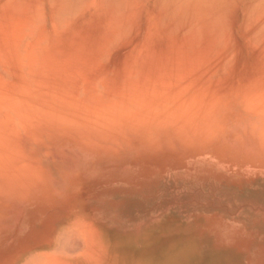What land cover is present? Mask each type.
I'll list each match as a JSON object with an SVG mask.
<instances>
[{
  "label": "bare ground",
  "instance_id": "bare-ground-1",
  "mask_svg": "<svg viewBox=\"0 0 264 264\" xmlns=\"http://www.w3.org/2000/svg\"><path fill=\"white\" fill-rule=\"evenodd\" d=\"M50 1L53 2L49 0L50 4ZM77 1L71 0L70 6L73 3L75 6ZM81 1L76 4L78 11L74 6L65 9L68 15L77 12L72 23L80 14L95 8L102 10V14L112 12L118 16L115 23L100 22L104 29L110 26L117 31L115 42L112 41L115 44L112 50L117 53L99 50L107 42L96 44L93 43L95 40H89L91 43L83 42L81 47H73L72 43L64 45L62 37L47 35L43 38L44 43L43 40L39 42L41 46L37 43L42 48L37 46L40 48L37 51L34 46L36 53L41 49L42 53L34 52L30 58L33 61L42 59L43 66L46 64L43 69L37 68L35 62L31 64L25 60L27 57L22 53L25 58L20 55L28 65H35L30 66L28 77H22L23 81L19 82L23 88L21 95L13 93L15 99L9 97L7 102L2 94L11 92L15 85H0L2 108L16 115L13 117L18 129L32 135L36 143L43 146L42 154L33 155L27 148L19 147L13 150L11 159H7V155L3 157L0 164V209L18 193L28 197L40 195L52 201L72 197V206L56 219L53 229L45 230L35 243L19 251L10 264H144L136 240L128 237L129 241L125 243L110 244L108 230L93 216L86 182L81 178L71 179L68 174L62 175L58 164H79L80 153L77 156L63 154V150L50 145L49 139L60 136L69 139L75 149L96 153L97 158L113 152L116 156L130 157L138 164L145 148L155 149L166 138H175L185 146L199 149L201 155L215 158L214 153L221 150L222 155L225 153L227 135L235 122L241 116H253L263 122L259 134L264 149V0H156L158 8L154 9L158 18L164 21L161 23L174 22L177 18L179 22L182 18L181 25L189 19L186 21L188 25L180 26L179 45L176 46V39L172 41L162 35L160 39L165 43V50L158 53L155 47H149L146 53L141 51L138 54L140 61L126 62L121 69H112L116 68L113 67L114 61L112 68L109 64L120 53L122 55L123 50L118 49L124 45H117V42L122 36L123 40L129 38L131 27L135 28L128 15L137 14L140 0H124L120 5V0H113L116 4L105 3L104 7L93 3L94 0ZM20 5L19 12L24 6ZM44 13L42 18L46 17ZM40 20L39 24L43 22ZM31 23L26 25L32 26ZM26 25L23 29L28 28ZM61 26L69 32L71 25ZM126 27L130 29V32L127 29L129 35L125 33ZM168 27L163 25V28ZM33 30L37 32V28ZM172 30L168 32L174 36L178 31ZM131 43L132 39L127 44ZM14 57V60L18 58L17 55ZM19 62H13V65L17 68ZM219 69L225 72L214 76ZM23 71L26 72L25 67ZM19 73L23 76L21 71ZM240 79L246 92L235 89ZM221 83L228 85L218 90ZM223 90L230 95L223 97ZM237 92L246 95V102H234L232 93L236 95ZM242 104L247 108H237ZM23 112H27L24 117ZM0 138V148L6 151L7 140H13V136L0 133ZM224 156L223 159L228 161ZM39 164L54 165L45 168ZM65 190L67 194L64 196Z\"/></svg>",
  "mask_w": 264,
  "mask_h": 264
},
{
  "label": "rangeland",
  "instance_id": "rangeland-1",
  "mask_svg": "<svg viewBox=\"0 0 264 264\" xmlns=\"http://www.w3.org/2000/svg\"><path fill=\"white\" fill-rule=\"evenodd\" d=\"M19 1L22 0H0V36H2L0 37V42L2 41L0 85H15L11 92L2 94V98L7 102L10 98L15 99V94L21 95L23 88L19 82L23 81L22 77H28L26 74L31 67L36 65L37 68L43 69L46 65L45 62L44 66L40 62L42 59L33 61L31 57L36 47L41 46L39 42L47 35L52 38L62 37L65 39L64 45L72 43L73 47H81L84 45L83 42L91 43L89 40H95L93 43L96 44L107 42L99 50L102 53L109 50L117 53L116 50H112L115 47L114 39L117 31L114 32L115 29L110 26L104 29V24L100 23L101 21L115 23L118 19L116 14L112 12L109 15L102 14V10L95 8L80 14L72 23L73 17L78 15L76 4L78 1L81 4V0H78L75 6L74 3L71 4L76 8L74 9L76 11H73L76 15L75 13L68 15L66 11L72 7L71 0H53L50 1L51 4L49 0H34V2L27 0L28 5L25 3L26 0ZM94 1L93 3H98L102 7L105 3L116 4L113 0ZM122 2L124 0H120L118 5ZM140 2L137 14L128 15V18L135 23V28L131 27V32L128 27L126 32L124 31L128 35V31L130 32L129 38L123 40L122 36L120 41L116 40L119 41L117 45H124L122 49H118V51L123 50L122 55L119 54L123 57L119 56L112 60L109 65L112 68L114 61L113 67L116 66L112 69H121L126 62L140 61L138 54L141 51L146 53L149 47H155L157 52L161 53L165 50V43L160 39L162 35H167L172 41L176 39V46L180 43L182 30L180 26H184L189 19L183 18L184 25H180L182 18L179 19L180 23L178 18L174 22L161 23L164 21L158 18L156 12L158 7L155 6L158 1L140 0ZM19 4L24 5V8L30 5V8L23 9L20 5L22 14L19 12ZM53 7H55L54 11H52ZM33 9L39 10L41 15L39 16V11L33 12ZM42 11L46 13L45 23ZM62 11L67 14L61 13ZM52 15L53 19H51ZM31 17L36 18L34 22L37 18L39 20L42 18L44 25L39 24V20L37 24L34 23ZM139 17H142L141 20ZM30 23L32 26H29ZM63 24L71 25L69 32L64 31L61 26ZM25 25L29 29H23ZM163 25L169 27L163 28ZM173 26L180 28L179 31L175 27L173 29ZM35 28L37 32L33 30ZM172 29L178 31L174 32V36L168 32ZM10 35L12 36L9 38ZM131 39V45L127 44ZM20 40L23 42V47ZM125 48L127 49L124 50ZM41 51L39 53H42ZM21 53L27 57L25 60H29V63L36 64L28 65L27 61L20 58ZM15 55L18 57L16 60H14ZM118 58L121 61L120 65ZM18 60L21 66L17 64L16 68L15 61ZM19 66L22 69H18ZM24 67L26 72L23 71ZM221 70H217L213 75H222L225 70ZM227 85L228 83H221L217 89H225ZM243 85L240 79L235 89L246 92ZM239 92L236 95L232 93V96H235L234 102H246L248 99L246 95L242 93L239 95ZM229 95L230 92L223 90V97ZM242 105L237 108H247V105ZM2 107L0 103V133L11 134L13 140H7L6 151L0 148V159L12 154L13 150L19 147L27 148L33 155L42 154L43 146L36 143L32 135L18 129L14 120L16 115ZM22 115L26 116L27 112L25 114L23 112ZM262 126V120L253 116L250 118L241 116L235 122L227 135L228 147L223 153L228 161L223 159L222 150L218 154L214 153L215 158L210 155L202 154V156L199 149L185 146L175 138H166L158 148H145L138 164L130 157L116 156L113 152L108 156L102 155L97 158L96 153L90 154L82 149H75L69 139L60 136L49 139V143L63 150V154L77 156L80 153L79 164H58L62 175L68 174L71 179L81 178L86 182L87 199L92 207L93 216L108 230L110 244L117 246V243L118 245L125 243L129 241L128 237L136 240L144 264H264V149L259 134ZM39 165L49 168L54 164ZM66 194L65 190L64 196ZM71 199L69 195L67 200L52 201L40 195L28 197L18 193L3 203L0 209V264L8 262L10 264L19 251L29 246L28 244L35 243V240L43 236L45 230L54 227L56 219L72 206Z\"/></svg>",
  "mask_w": 264,
  "mask_h": 264
},
{
  "label": "crops",
  "instance_id": "crops-1",
  "mask_svg": "<svg viewBox=\"0 0 264 264\" xmlns=\"http://www.w3.org/2000/svg\"><path fill=\"white\" fill-rule=\"evenodd\" d=\"M10 155H12V154H8L7 156H9V157H7V159L9 158V159H11V156ZM1 161H0V164L2 163V160H3V158L2 159H0Z\"/></svg>",
  "mask_w": 264,
  "mask_h": 264
}]
</instances>
